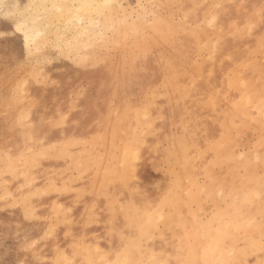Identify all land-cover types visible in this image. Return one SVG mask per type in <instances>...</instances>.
Masks as SVG:
<instances>
[{
	"label": "bare ground",
	"instance_id": "obj_1",
	"mask_svg": "<svg viewBox=\"0 0 264 264\" xmlns=\"http://www.w3.org/2000/svg\"><path fill=\"white\" fill-rule=\"evenodd\" d=\"M136 1L138 2L139 8L135 11L133 7L124 5L122 0H0V23L5 29L20 33L23 41V54L21 57H24V60L27 61L25 62V67H28L26 64L30 62V66L28 67L30 68L29 75L27 74L29 69H25L27 73H24L25 77V74H27L28 79H26L28 82L30 81V87L28 89L26 86V79H23L24 77L22 78L23 75L21 78L20 75H18L17 77L19 78H17L10 69L4 74H0V86L2 82L5 83L6 81L7 83L10 78V81H8V83L10 82L9 87L5 88L3 87L4 85L0 87V101L7 102V100H10L8 107L12 110L10 109V116L6 122L10 121L9 130L12 131V135L15 136V143L12 149L10 148L11 151H8V153H10V157H7L8 160L7 158H5L7 161L0 158V175L2 173L11 183L17 176V165H20L18 164L20 162L19 158L24 156L23 148L27 146L29 142H33L32 152L25 156L24 159L22 158L21 162L23 164V160L26 159L27 162H24L29 164L27 165L28 167L30 166L31 169L39 170L42 176L43 187H34L30 191V198L28 197L22 200L23 213L25 215H30L31 197L34 195L38 197L43 194L46 200L51 199L50 196L55 194V196H53L54 199L64 201V203L66 202V204L75 207L74 212L78 213L83 209V203L79 201V197L82 193L81 190L79 191V185L75 187L76 190L70 188V184H72L73 181L70 169L76 168L79 165L78 170L85 172V176L92 171L95 173V176H97H93L94 179L97 178V183L98 181L101 183V189L106 192L107 190L120 192V199L124 200V202L129 205L127 218H129V221L132 223L131 227H125L124 222L127 223L128 221L122 219L118 222L121 226H118L117 223L114 225V228L115 230H134L132 233L125 232L123 234V236L126 235V238L130 242H135L138 237H145V233L146 238H149L147 235L149 236L152 234L151 229L154 225H157L156 221L162 217L161 215L164 214L163 212L168 210L173 203L174 205L177 203L181 205L179 197H182V193L180 191L181 194H179L178 191L181 189L182 192H184L187 190V187H185L186 184H192L194 189L189 186L188 188L190 191L189 189L187 190V192H189V200L185 197H183L182 200L184 201L185 198L186 202L194 201L193 203L195 204V201L199 203L200 201L198 202V200L201 198L203 200L205 196V198L210 200V205L213 206V210H208L214 211L211 216L212 218H209V221L207 219L208 223L206 230L209 233L207 235V240H209L207 242L202 238L204 241L203 243L201 242L202 248L204 245H206V247L203 249L201 248L200 251L198 249L199 252L195 251L196 253L198 252L197 255L200 257L197 261L199 264H229L227 260H229V258H235L231 256L225 259L226 256H228L227 247L232 246L234 242L238 240V231L242 230L241 232H245L244 234H246V232L248 233L247 230H249L251 234L252 230H256L253 239H251V237V240L248 241V245L255 246L259 243L258 234L264 229V0H254L253 6L243 11L236 10V8L230 6L232 4L237 7L236 1L233 0L234 3H229L232 2V0H227L229 1L230 8V11H228L229 14L225 13L227 17H220L219 14L212 13L219 17L217 20V29L215 28L212 31L213 33L216 32L214 41L212 40L213 37H210L213 34L208 35V33L204 31L206 25L203 24L204 26L202 27L201 25L200 27V21L204 17L205 10H208L206 12L208 16L210 6H206L205 9H201L202 7L199 9L197 7L199 11L196 12L195 18H193V20L195 19V24L186 32L184 29L188 27L184 28L185 26L183 27V24L186 25L187 23L181 21V23H175L179 20L174 22L175 19L173 20L172 16L169 14V11L172 12L171 10L173 9L170 10L172 7V0H156L158 6L166 4L164 5L165 8L169 5V2H171L170 6H168L169 9H167L168 14L163 13L164 15L161 14V10H157L158 8L156 10H151V8H149L150 11H147L140 0ZM197 1L199 3H204L208 0H196V4ZM223 1H221V5L227 2ZM210 3L211 2L206 4L211 5ZM238 3L243 5L242 1ZM192 4L191 6L193 8L194 4ZM241 4H238L240 5L239 7L242 6ZM185 5L183 6L186 7ZM189 5L187 4V7H189ZM195 6L196 5H194V7ZM225 6L226 4L222 5L220 8L219 5H217V7H219L218 9H216L217 7L215 6L213 8L217 11L226 12L225 10L227 8ZM187 7L186 10L188 9ZM213 8L211 11L214 10L213 12H215ZM223 8L224 10H222ZM242 8L245 9L246 7ZM183 10L184 12H188L185 9ZM190 10L195 11L197 9L195 7ZM147 13L151 14L150 20L147 18ZM193 13H188L187 16ZM210 18L213 19V16L211 17L210 15ZM210 21L212 20L207 21V23ZM203 22H205V20ZM213 23L216 24L215 22ZM207 25H210V23ZM214 43H219V45H216L218 50H215ZM164 44L167 45L164 50L161 52L159 51L156 60H146V58H144V56H146L145 54H147L144 53L145 51L147 52L149 49L148 51L150 52L152 49L151 47H154V49L157 47L158 49V45L164 46ZM154 45L157 46L155 47ZM50 48H55L56 55H51L53 51H49ZM111 48H118L119 52L123 50L121 51L123 52L122 55H119V57L117 56L118 62L116 57H113V61L115 59L116 63L115 61L114 63L111 61L112 64H108L110 63L108 62L106 63L108 65L104 68L106 71H109V73L115 75L117 82L109 83L103 81L101 83L99 86V94L102 103H93L91 100L83 103L85 109L81 116L82 125L80 127L67 126L61 128L63 123L68 120L66 115L67 111L72 109L73 105V109L76 108L77 104H74L72 102L73 100L71 101L68 97L66 91L62 92L58 88V85H55L53 89L41 86V83L43 81L45 82V79L41 78L46 75L45 67L47 66L45 63L46 66L43 65V61H46V63L52 62L53 59L50 61L49 59L55 56L69 58L71 62L74 63L73 65L77 67V69H72L71 75H69L71 78L78 80L85 74L89 79L96 81L99 74L97 63H99L98 61L100 60L106 62V60L108 61L110 59L112 53L110 54L109 51H112ZM202 50H206L207 52L210 50L213 54L212 56L206 55L205 58L203 55V62H199L200 59L198 61V58L200 55L204 54ZM149 52L148 54H150ZM15 54L17 55V53ZM154 54H152L153 57H155ZM120 57L121 59H119ZM209 57H212V59ZM12 58L14 60L16 57ZM19 58H16V62L14 63H17ZM206 58L207 60L205 61ZM59 63L63 62L59 61ZM128 63H130L129 66L127 65L129 68L125 65ZM58 68L60 67L58 66ZM42 70H44L42 72L44 75L40 74ZM40 75H42V77ZM160 80H163V82L165 81L167 85L164 97L160 100V103H158L160 104V110L165 115L168 122L172 121V123L174 122L176 124L177 120H181L183 122L186 121L187 125L186 127L183 125L184 129H182L183 127L180 128L185 130V132L183 131L184 134L182 133L183 136L181 137H177L176 135L178 141L175 139L173 142L176 145L173 149L171 147L172 150L177 148L174 152L177 151L181 153H178L179 155L177 154L179 157H175L176 160L181 157V162L180 160L178 161L180 162V169H176V167L174 171L172 170L174 173L170 171L171 175L162 176L161 178L158 177V179L160 178V182L159 189H157L149 187L151 179L143 174V170L150 162V150L154 147V139L149 134H152L150 129L151 126L154 125L155 120L152 116L153 108L156 104L155 102H159L158 94H162L163 92L158 93L160 89L157 91V82ZM47 83L48 82H46L45 85H47ZM121 84L129 94L127 96V104L129 101L132 105V108L129 106L132 109L129 129L127 132L123 133V135L120 134L123 136L122 138L119 134L116 137V124L123 113L120 114V116H117L118 114L114 116L111 113L112 107L109 103L111 96H117V94L119 95L122 92L119 90L120 93L116 94ZM134 84H138L139 89L137 92L132 90ZM25 91L32 97L35 95H42L46 100L42 107L34 108L33 103L28 102L27 99L24 100L22 96ZM187 93L190 96L188 102L186 101V98H188L186 97ZM122 94L123 93H121L119 97H124L125 94ZM73 95L75 96V94ZM97 98L99 97L95 99ZM124 104L125 103H123L122 106H124ZM130 108L128 109L127 107L125 110L128 111ZM156 110L158 113V108ZM121 111L123 110L121 109L120 112ZM126 111L124 114L127 113ZM47 114L54 119L52 128L46 134L45 143L37 144V138L43 133L42 128L39 127V121L43 119L44 116H47ZM5 115L6 113L3 117H5ZM6 117L3 118V120H6ZM161 118L163 119V117ZM123 119L124 118H122V120ZM183 122L180 124L182 125ZM181 125H179V127ZM171 127L173 126L171 125ZM119 130L120 129H118L117 132ZM81 135H83L91 145L89 149L85 150L86 147L82 145L81 142L83 138L80 137ZM153 135L155 136L154 131ZM119 138L122 139L121 145L118 143ZM12 139H14V137H12ZM106 141V146H108V148H102L106 149L103 151L97 150L96 147L97 145L99 146L98 143H104ZM173 142L171 141L172 145ZM161 143L160 145H162ZM171 151L169 152L170 155H172L171 153L173 152ZM101 154H109V156L106 155L109 158L111 156V163L109 165L104 166L101 164L103 161L99 159V157L102 156ZM168 159L170 160L171 158ZM194 159H199V166H195L198 169L194 167L190 172L197 170L199 175L201 174L203 176L204 180H199V177H197L198 175L194 176L195 174L193 175V172L191 173L192 175H190L188 174L190 172L186 171V175H189L188 181L190 182L183 185V182L187 179L183 181V174L181 175L182 170L188 167V165L190 166ZM135 160H140L137 165L134 163ZM77 161L80 163H77ZM44 162L46 164L45 167L43 166ZM152 163H150V165H152ZM192 165L194 166L195 164L193 163ZM168 166L166 169L169 167L171 169L172 165ZM19 167H21V165ZM50 167L54 168L53 173L48 169ZM217 168L226 170L228 176H221L220 173L222 172H218L216 170ZM133 169L137 171V177L133 174V176L136 177L135 181L139 186L144 188L142 192L140 191L141 188H139V190L130 189L129 185H135V183L131 184L130 179L132 178L128 177V175L133 172ZM18 175L22 176L20 173ZM44 178H47L48 184L45 183ZM131 181L132 183L134 182V180ZM154 184L158 185L156 183ZM95 185L97 186L96 182L91 185V187L93 186L94 188ZM107 187L109 189H106ZM113 187H116V189H113ZM177 188L179 189L174 193L180 196H175V198H173L174 196L172 195L170 197L169 195ZM12 189V187H7L5 192L13 194L14 190ZM89 192L91 193L92 190H89ZM219 192L222 194L221 199H215V193ZM130 195L133 197V203H130ZM201 195H203V197ZM183 196L187 197V193H184ZM177 198L178 202L175 203L174 200ZM205 198L203 200L204 202L206 200ZM111 202L112 200L105 201L104 205L106 209L111 206ZM192 202L190 204H192ZM18 203H20V201ZM118 203L116 202V204ZM169 203V208H166L162 212V208ZM197 203L195 207H197ZM186 204L191 207L188 202ZM206 204H208V202ZM54 205L55 202L53 201L51 210L57 207V205ZM200 206L198 204L197 208ZM90 207H92V205H90ZM180 207L181 206H179V208ZM183 207L184 206L180 209H183ZM62 208H60V213L62 212ZM179 208H172L173 211L167 213V219H170L169 221H171L175 213H178L177 217H174L177 221L183 222L184 217L186 219L185 214H181L180 212L174 213V211H178ZM184 208L186 210L187 206ZM191 208L195 209L194 207ZM189 209L190 208H188V210ZM57 212H54V214ZM179 214L184 217L179 216ZM188 214L189 213H187V215ZM192 214L195 215L194 211ZM192 214L191 216L189 215L191 218H193ZM102 215L107 218L110 216L106 212L102 213ZM124 215L126 216V213ZM89 216L90 215H87V217ZM34 217H37V215H34ZM178 217L182 218V220L178 219ZM31 218L30 220H32ZM191 218H187L181 223V227H184L185 223H188L186 222L187 220L192 221L193 219L190 220ZM164 219L167 220L166 217ZM164 219L162 220L165 223ZM57 221H59V219ZM101 221L102 220H100V222ZM163 221L160 223L161 227H157V230H163ZM173 222L172 224H175V222ZM179 222H176V226ZM201 222L204 223L203 220ZM172 224H170V227L174 228L175 225L171 226ZM167 225L168 224H165V227L169 229V225ZM197 225L198 224H196L195 227ZM165 227L164 229H166ZM11 228L12 226L6 228L0 227V233H7ZM182 229L184 232L185 228ZM26 230L27 231L24 232L28 234L31 228H27ZM146 230L151 231L149 232L150 234L147 233ZM188 231L190 232V230ZM207 231L204 230L203 232L207 233ZM263 232L261 233L262 236L264 234ZM200 233L202 234V232ZM185 234L186 233H184V237ZM160 235L163 236L162 234ZM246 236L248 235L246 234ZM240 238L241 236L239 235V239ZM43 239H46V234ZM198 240H201V238H198ZM198 240L197 242H200ZM137 243H135V246ZM78 244L80 243L78 242ZM127 245L128 246L119 249V251H122V255H125H121L123 259L130 260V252L128 256L126 253L127 249L128 251L130 250L132 243H128ZM196 246L199 247L200 245L197 244ZM88 247H86L87 252L82 255L79 253V255L82 256L84 261L91 262L92 259L90 254H93V251H89L94 248L89 250ZM194 247L190 248V250L193 251ZM140 248L142 249V247H139L136 250ZM196 248L197 247H195V249ZM97 251L100 253V250ZM185 251L187 252V250ZM243 251L240 249V252ZM138 252L133 253L137 254ZM195 252L193 253L194 255H196ZM35 254L37 258L40 252L38 251ZM77 254L76 251L74 255ZM134 255L131 256L135 258ZM93 257L94 256H92V258ZM192 257L193 256H191V259ZM195 257L196 256H194V260ZM154 258L153 256V260L157 261ZM5 259L8 261V264H14L16 262L11 257H6ZM59 260L55 262L53 258L50 264H59ZM104 261H102L103 264H105ZM60 262L63 263V260H60ZM198 262L196 263L198 264ZM65 263L68 264L69 262H64V264Z\"/></svg>",
	"mask_w": 264,
	"mask_h": 264
},
{
	"label": "rangeland",
	"instance_id": "obj_2",
	"mask_svg": "<svg viewBox=\"0 0 264 264\" xmlns=\"http://www.w3.org/2000/svg\"><path fill=\"white\" fill-rule=\"evenodd\" d=\"M122 1H123L124 5H128V6L133 7L135 9V11L139 8L138 2L136 0H122ZM153 1L154 0H140V2H142V4L145 6V8H146L147 11H150L149 8H151V10L152 9L153 10H156L158 8L157 10L158 11L161 10V12H162V13L160 12L161 14H163V13L166 14L167 13V9H169L168 6H170V3L172 2L171 3L172 4L171 5L172 7L170 8V10L172 8L173 9L171 10L172 12H170L168 10L169 11V14L172 16V19L173 20L175 19L174 22L177 21V20H179L178 22H175V23H181V22L187 23L186 25L182 23L183 24V27L185 26L184 28L188 27L187 28L188 30L183 28L186 32L189 31V29H191L192 26H194L195 19L193 20V18H195L196 12L199 11V9L201 7H202L201 9H205L206 6H208V7L210 6L209 7V11H210L209 13L210 14L208 13V16H207L206 12L208 10L207 11L205 10L204 17L200 21V27H201V25H202V27L204 25H206L205 27L207 29L204 27V31L207 32L208 35L209 34L210 35H212V34L214 35V36L213 35L210 36L211 38L213 37L212 38L213 41L216 38V35H215L216 34V32H215L216 30L214 31L215 33H213L212 31L215 28L217 29V27H216L217 26V20L219 18L218 16H215L213 14H217V15L219 14L220 17L221 16L222 17H227L226 14H229L228 11H230L229 3H234L233 0H232V2H229L230 0L229 1L224 0V1H227V2L226 3H223L222 5H225L226 4L225 7L227 9L225 8L226 9L225 10L226 12L223 11L224 12L223 13L220 10L219 11L216 10L219 7L221 8V6H222L221 5V3H222L221 1H223V0H218V1L217 0H210V1L208 0L207 2H204V3H199L197 1V4L195 2L196 0L195 1L190 0V2H189V0H172L171 2H169V5L166 6V8L164 6L166 4H164V5L162 4L161 6H158L156 0L154 2ZM234 1H236L235 3L237 4V7L234 6V5H232V4L230 6H233L234 8H236V10H242L243 11V10H246L247 8H249V7H252L254 0H246V2H245V0H234ZM239 1L240 2L242 1L243 5L241 3H238ZM192 2H193L194 5H196L195 7H196L197 10H195V11H193V10L191 11L190 10V9H194L195 8L194 5L192 4ZM209 2H211L210 3L211 5H207V4H209ZM187 4L188 5L190 4L189 7H187ZM191 4L193 5V8H192ZM200 4H201V6H200ZM238 4H241L242 6L239 7L240 5H238ZM183 5H185L188 9L186 10V7H184ZM217 5H219V7H217ZM203 6H204V8H203ZM214 6L217 7V8L216 9L213 8ZM208 7H207V9H208ZM242 7H246V8L243 9ZM212 8L215 9V12H213L214 10L211 11ZM240 8H242V9H240ZM163 9H164V11H163ZM183 9H185L188 12H184ZM222 10H224V8ZM188 13H193L194 15L193 14L192 15L189 14V16H187ZM147 14H148L147 15L148 17L147 16L146 17L149 18V20H150V18H151L150 15L151 14L150 13H147ZM185 14L189 18H187L185 16ZM210 15H211V17L213 16V19L210 18ZM190 16H194V17H190ZM204 20H205V22H203ZM209 20H212V21L209 22L210 25H207V24H209V23H207V21H209ZM185 21H188L189 22V25H188V22H185ZM213 22H215L216 24H214ZM202 30H203V28H202ZM162 45H158V49L156 47L157 45L156 46L154 45L156 47L155 49H154V47H151L153 49V51L156 50L154 52L152 51V49H151L150 52L148 51L149 49L147 50V52L145 51L144 53H147L148 54V52H149L150 54H148V55L145 54L146 56H144V58H146V60H149V59L150 60H156V57L158 56L159 51L161 52L162 50H164V48L166 47L167 44H164V46H162ZM216 45H219V43H217V44L214 43L215 50L216 49L218 50V47ZM51 48L49 49V51H53L52 53L50 52L51 55L52 56L56 55L55 54V48H53L54 50L51 49ZM111 49H112V51L111 50L109 51L110 54L112 53L110 59L108 57V59H109L108 61L106 60V62H105L103 60H100V61H98L99 63H97V68H98L99 74L97 76V80L96 81H93V80L89 79L85 74L80 79H78V80H75L74 78H71L69 75H71L72 69H77V67H76V65H73L74 63H72L69 58L62 57V56H61L62 57L61 58L59 56H55V57L49 59V61L53 59L52 62L50 61L49 63H46V61H43V65L44 66L47 65V66L45 67V74L46 75H44L42 73L44 70L40 71V74L44 75V77H42V75H40L42 77L41 79H43V78L45 79V82L44 81L43 82L41 81L42 82L41 83L42 84L41 86H46L48 88L53 89L55 85H58V88L62 92L63 91L64 92L66 91V93H67L68 97L70 98V100L71 101L73 100L72 102L74 104L75 103L77 104L76 105L77 106L76 108L73 109V106H74L73 105L72 106V109H70V110L67 111L66 115H67V119L68 120H67V122L63 123V126L61 125L62 126L61 128L67 127V126L68 127H70V126L71 127H80L82 125L81 124V116H82V113H84V109H85V105L83 103L86 102V101H89V100H91V101H93V103H97V104L102 103L101 102V99H100V94H99V86L101 85V83L103 81H107L109 83L117 82V78L115 77V75L113 73L112 74L109 73V71H106V69H104V68H106V66L108 64H112L111 61H113V57H116V60H117L118 57H119V55L120 56L122 55L123 52H121V51H123V50H120V52H121V54H120L118 48H114L115 50L113 48H111ZM15 53H17V55ZM154 53H156V54H154ZM202 53H204V54H202ZM202 53H201L202 55H200V57L198 58V61L200 59L199 62H201L202 60H204V58L206 57V55L207 56L208 55L209 56H212V54H213V52L210 51V50H208V52L206 50L205 51L202 50ZM22 54H23V41H22V38H21L20 33L17 32V31L7 30L0 23V74H4L6 71H8L10 69L11 72H13V74H15L16 77L18 75H20V78H21V76L23 75L22 76V78L24 77L23 79H26V78L28 79L27 74L29 75L30 68H28V67L30 66L29 65L30 62L27 63L28 65L26 64V66H28V67H25V62H27V61L24 60V57H21ZM152 54H154L155 57H153ZM12 57H16L17 59L19 57H21V58H19V61L17 62L18 64L17 63H14V62H16L15 61L16 58H14V60H13ZM57 58L59 59L60 62L62 61L63 63H59V61H58ZM207 58L205 59V61L207 60ZM209 58L212 59V57H209ZM119 59H121V57ZM208 60H210V59H208ZM114 61H115V59H114ZM114 61H113V63H114ZM118 61L119 60H117V62ZM108 62H110V63H108ZM106 63H108V64H106ZM115 63H116V61H115ZM129 64L130 63L125 64L126 67H128ZM58 66L60 68H58ZM25 69L26 70L29 69L28 70V73L26 72ZM16 72H18V73H16ZM25 72L27 73V74H25L26 77L24 76V73ZM60 72H61V74H60ZM111 76H113V77H111ZM17 78H19V77H17ZM27 79H26V86H27V89H28L30 87V83H29L30 81L28 82ZM8 81H10V78H9ZM8 81H7V83L5 81L6 84L4 82H2L1 83L2 85L0 87H2L3 85H4L3 87H5V88L6 87H9V83L10 82L8 83ZM27 82H28V85H27ZM46 82H48L49 84L47 83V85H45ZM122 84H121V87L119 86L120 89H118L119 87L117 88L118 91L116 92V94L117 93H120L119 90H121L122 91L121 93H123L122 95L125 94L124 97L121 96L122 97V99H121V97H119L120 94H121L120 93L119 95L117 94V96H111V98H110V102L109 103H110V106L112 107V108L110 107L112 109L111 113L114 116L116 114H118L117 116H120V114H122V113L124 114V112L126 111L125 109L127 107H128V109L130 107L132 108V105H131V103L129 101H128V104H127V100H128L127 96L129 94L127 93V91L125 90V88L122 87L123 86ZM164 85H166V82L165 81L163 82V80H160V81L157 82V91L160 89L159 90L160 92L158 91V93H161L162 91L163 92H162V94H158L159 102L158 101L155 102L157 105L155 104L156 107L154 106V108H153L152 116L154 117L155 120H154V125L151 126V129L149 128L150 129V132L152 131V134H149V135L154 139V145H153L154 147L150 150V158H151L149 160L150 162L147 164V166L143 170V174L144 175H146L147 177H149L152 180V182L158 184V185H155L150 180L149 187H153V188H157V189H159V182H160V178L162 176L171 175V172L174 173L173 171H174V169L176 167H177L176 169H180L179 168V165H180V162H181V157L179 159H177V160L175 159V157H179L178 155L181 154V153H179L177 151L174 152L177 148L174 149V150H172L173 147L176 145V144H174L173 141L175 139H176V141H178L177 137L178 136L179 137L183 136V134L185 132V130H182V129H184V126L183 125H185V127L187 125L186 124V121L183 122L181 120L180 121L183 122L182 125L180 124L181 122L178 121V120H177V122L175 121L177 125L174 122L172 123V121H169L168 122V120L166 119L165 115L160 110V104H158V103H160V100L164 97V93H165V90H166V87H167V85L165 87H163ZM133 86H134V88H132V90L134 92H137L138 89H139L138 84H134ZM27 91H25L23 93L22 98L24 100L27 99L28 102L33 103L34 105L33 104L32 105L34 106V108H41L42 105L46 101L45 98L42 97V95H37V96L35 95V96L32 97V96H30V94ZM73 94H75L76 97ZM116 94H114V95H116ZM77 95H79V96H77ZM85 96H86V98H85ZM160 96H162V97H160ZM96 97H99V98L95 99ZM186 97H188V98H186V101L188 102L189 97H190L188 95V93H187V96ZM9 101L8 100H7V102L6 101L5 102L4 101H0V113H1L0 114V146H1L0 147V158L3 159V160H5V161H7L8 158L10 157L9 156L10 153H8V151H11L12 146L15 143V136H13L12 135V131L9 130L10 121L9 122H6L9 119L10 112H11L10 111L11 108L8 107L9 106ZM120 101L123 102V103H125L124 106H122L123 103H121ZM36 105H38V106H36ZM118 105H119L120 110L122 109L123 111L120 112V110L118 108ZM123 107H124V109H123ZM131 108H130L131 112H130V110H128V111H126L127 113H125L124 115L122 114L120 116L121 118L119 117L120 119H118V123L116 124V126H117L116 127V133H117L116 134V137L118 136V134L119 135L120 134L123 135V133L127 132V130L129 129V125H130V121H131V114H132V109ZM157 108H158V113L159 114L156 112L157 111L156 110ZM4 109H5V111H4ZM128 112H130V113H128ZM5 113H6L7 117L5 115L6 120H3V118H5V117H3V115ZM128 114H130V115H128ZM161 114H163V115H161ZM127 115H128V117H127ZM161 117H163V119ZM122 118H124V119L122 120ZM53 120H54L53 117L52 116H49L47 114V116H44L43 119H41L39 121V127L42 128L43 133L41 134V136H39L37 138V141H36L37 144L38 143L39 144L45 143V141H46V134L52 128ZM50 121H51V124H50ZM160 121H161V123H160ZM120 122H122V123H120ZM75 123H77V124H75ZM119 125H121L122 127L119 126ZM171 125L173 127H171ZM179 125H181V126L179 127ZM181 127H183V128L180 129ZM118 129H120V130L122 129L123 131L122 130L121 131L119 130L120 132L119 131L117 132ZM153 131H154L155 136L153 135ZM176 135H177V137H176ZM12 137H14V139H12ZM80 137L83 138L81 143H82V145L84 147H86L85 150L86 149H89L91 147V145L88 143V140L83 135H81ZM122 137L123 136H121V138ZM158 138H160V139H158ZM121 140L122 139H120V138L118 139V141H119L118 143H120L119 145H121ZM171 141L173 142V145H172ZM102 142H103V140H102ZM102 142L98 143L99 146L97 145V147H96L97 150H100V151L102 150L103 151V150H106V149H102V148H105V147L108 148V146H106L107 141L104 142V143H102ZM160 143L163 145V147H162V145H160ZM33 145H34L33 142H29L27 144V146L24 147L26 149L23 148V151H24L23 152V155L24 156L22 155L23 157H20L19 158L20 159V162L18 163V164L21 165V167H19L20 165H17L18 166L17 167L18 170H17V174H16L17 176L15 177L14 180L11 181V183H10V181L8 179H6V177L2 173L0 175V227L6 228V227H9V226H12V228H11L12 231L10 229L7 233H4V234H1L0 233V264H8V261H6V259H5L6 257L7 258H10V257L13 258L14 261H16L14 264H50L52 262L53 258H54V261L55 262L58 261L61 258L60 260H63V263L60 262V260H59V264L60 263L61 264H64V262H69L68 264H103L102 261H104V260H105L104 261L105 264L106 263H108V264H116V263H119V264H123V263H126V264H151L154 261L153 260V256L155 257L154 259H156L157 261H154L152 264H156V262H157V264H192V263L193 264L194 263L197 264L196 263V262H198L197 260L200 259L199 255H197V253L202 248L201 242L203 243V241H204L203 239H205L207 242L209 240V239L207 240V238H208L207 235L209 233L206 230L207 229L206 226H207V223H208L207 222V219L209 221L212 218L211 216H212V214H213L214 211H212L213 210V206L210 205V200L208 198H205V196H204V198L206 199L205 202L206 203L208 202L209 206H208V204H206L203 201L204 198H203V200H202V198L200 200H198V202L200 201L199 203H197L195 201V204L193 203L194 201L193 202L191 201L192 204H190L191 203L190 201H187L188 204H190L191 207H194L195 209H192L190 206H188L186 204L187 202L185 200L186 199L189 200V198H188L189 192H187V190L189 189L188 188L189 186H191L190 188H193L192 184H186L185 187H187V190H185L184 192H182L181 189L178 191L179 194L182 193L181 194L182 197H179L180 195L178 196V194L174 193V192H177V190L179 188L174 189L173 192H172V194L169 195L170 197L173 195L174 196L173 198H175V196H178L179 197V200H181V201H179L181 203V205L179 203H177L178 202V198H177L176 200H174L175 203H177V204L174 205V203H173V205L170 206V203H169V204H167V205L164 206L165 208L164 207L162 208V212L166 208L168 209L169 206H170L171 209L169 208L168 210H166V211L163 212L164 214L161 215L162 216L160 218L161 220L158 219L156 221L157 225H154V227L151 229L152 232L146 230L147 233H149V232L152 233V234L149 233L150 234L149 236L147 235V237H149V238H146V233H145V237L144 236H141V237H138L135 242H130L126 238V235L123 236V234L125 232L132 233L134 230H115V228H114V225H116L122 219L125 220V221H128L127 222L128 224L126 222H124L125 223V227H129V228L131 227L132 223H131V221H129V218H127V216H128L127 215V210H128L129 205L126 202H124V200L120 199V197H119L120 192L118 193L117 191L114 192V191L107 190V192H108L107 193L105 190L101 189V187H100V186H102V185H100L101 183L99 181L97 183V181H96L97 178L94 179V177H93V176H95V173H93L91 171V173H87V176H85L86 175L85 172L78 170L79 169V167H78L79 165L76 168H71L70 169L71 178L73 180L72 181V184L73 185L70 184V188L72 190H76L75 187L77 185L80 186L79 191L81 190V193L82 194L79 197V201L83 203V209H82L81 212L79 211L78 213L77 212L75 213L74 212L75 211L74 210L75 207H72L71 205L66 204V202L64 203V201H61V200L58 201V200L54 199L53 196H55V194H53V196H50L51 199H47V200L45 199V196L43 194V195H40L38 197H37V195H34L33 197H31V200H32L31 201V213H33V214L30 213V215H25L23 213V210H22V204H23L22 200L25 199V198H28V197L30 198V194H31L30 191L34 187H38V186H40L41 188L43 187V184H42V176L40 175L41 173L39 172V170L31 169L30 166L28 167L27 165H29V164L28 163L26 164V162H27L26 159L23 160V164L21 162V159L22 158L24 159L25 156L29 155V153L32 152ZM155 146H156V148H155ZM167 146H168V148H167ZM171 147H172V149H171ZM162 148H164V149H162ZM170 151L172 152L171 153L172 155L169 154ZM98 154H100V153H98ZM175 154L176 155L178 154V155L176 156ZM106 155L109 156V154H106ZM106 155H102V156L99 157V159L103 160L102 161L103 163L101 162V164H103L104 166H107V165H109L111 163V159H110L111 156L109 158ZM101 157H103V158H101ZM105 157H107V158H105ZM5 158H7V160ZM104 158H105V161H104ZM168 158H171V159L169 160ZM168 160H169V162H168ZM179 160H180V162H178ZM198 160L197 159L196 160L194 159L192 162L195 165L193 166L192 165L193 163L191 162L192 163V164H190L191 167L188 165V167H186L184 170H182V173L179 170V172L181 173V175L183 174V176H182L183 181L185 179H187V180H185L183 182V185L185 183H187V182H190V181H188L189 180V177H188L189 175L188 176L186 175V171L190 172V170H193V168L195 166L198 167L199 166V163H198L199 161ZM24 161H26V162H24ZM139 161L140 160H135V162H134L135 165H137L139 163ZM196 162H197V165H196ZM77 163H80V162L77 161ZM150 163H152V165H150ZM173 164H175L176 166L173 165ZM168 165L171 166V169H170V167ZM43 166L44 167L46 166L45 162L43 163ZM167 166L169 167L168 169H170V170L166 169ZM25 167H26V169H25ZM172 167H174V168H172ZM197 167H195V169ZM19 169H20V171H19ZM48 169L50 170L51 173L54 172V168L53 167L52 168L50 167ZM216 170L218 172L219 171L222 172V173H220L221 176L222 175L223 176H228V172L226 170H222V168L221 169L217 168ZM161 172H163V173H161ZM192 172H193V175L195 174L194 176L198 175L197 177H199L198 178L199 180H204L203 176L201 174L199 175V173L197 172V170L191 171L188 174L192 175L191 174ZM19 173L22 176L18 175ZM133 174L135 176L137 175V171H135V169H133V172L129 174L131 177L128 175L129 178H132V179H130L131 184H134L135 183V185H136V186L135 185H129L130 186V189L131 190H137V189L139 190V188H141L140 191L141 192L144 191L143 190L144 188L141 187V186H139V184H137V182L135 181V179H136L137 176L134 177ZM95 177H97V176H95ZM158 177H160V178L158 179ZM183 177H185V178H183ZM36 178H37V180H36ZM77 178H78V180H77ZM79 178H80V180H79ZM99 179H100V177H99ZM131 180H134V182L132 183ZM44 181H45L46 184H48L47 178H44ZM95 182H96L97 186L95 185L96 187L94 186V188H95L94 189L93 186L91 187V185H93ZM132 186H133V188H132ZM7 187H12L13 188L12 190H14V193L13 194H11V193L9 194V193L5 192L7 190ZM106 189H109V188L107 187ZM113 189H116V187H113ZM82 190H85V191H82ZM89 190L90 191L92 190V192L90 193ZM180 191H181V193H180ZM189 191H190V189H189ZM184 193L185 194L187 193V197L186 196H183ZM88 194H89L90 197L88 196ZM201 196L203 197V195H201ZM183 197L186 198V199L184 198V201L185 202L182 200ZM221 197H222V194L220 192L219 193H215V196H214L215 199H218V198L221 199ZM261 197H263V196H261ZM129 199H130V203H133V197H131V195L129 196ZM14 200H15V202H14ZM106 200H112L111 206H109V208H107V209H106V207L104 205ZM19 201H20V203H18ZM53 201L55 202V205L54 206L57 205V207H54L51 210V206H53ZM116 202L117 203L119 202V203L116 204ZM182 202H184V203H182ZM196 203H197V207H198V204L200 206V203H201V206L202 207L201 206L199 208L195 207ZM221 203H223V202H221ZM184 204H186V205H184ZM90 205H92V207H90ZM117 205L118 206L120 205V206L118 207ZM122 205H123V207H122ZM173 206H175V207H173ZM179 206H181L180 208H182V206H184V207L187 206V208H186V210H185L184 207H183V209H180ZM62 207L65 208L66 210L63 209ZM60 208H62V212L64 211L63 213L62 212L61 213L59 212V211H61ZM172 208L173 209L174 208H179V210L178 211L175 210L174 213L175 212H180L181 214H185L186 219L187 218H191L190 216H191V214L194 211V214L195 215L192 214L193 218L190 219V220H192V219L193 220L192 221L187 220L186 222H188V223H185V225L183 224L184 227H181L182 226L181 223H183L186 219H185L184 216H182L181 214H179V216L184 217V220H183V222L177 221V219L174 218V217L175 216L177 217V214L178 213H175V215L173 214V217H172L171 221H169L170 219L169 220L167 219L168 218V216H167L168 214L167 213H169V211L171 213V211H173ZM188 208H190V209L188 210ZM208 209H212V210H208ZM182 210H183V212H182ZM199 210H200V212H199ZM201 211H202V213H201ZM54 212H57V213L54 214ZM104 212H106L110 216L108 218L105 217V216H103L102 213H104ZM207 212H209V213H207ZM110 213H112V214H110ZM125 213H126V216L124 215ZM187 213H189V214L187 215ZM203 214H205V215H203ZM34 215H37V217H34ZM87 215H90V216L87 217ZM198 215H201V216H198ZM170 216H172V215H170ZM195 216H197V217H195ZM55 217L58 218L59 221H57L58 219H56ZM94 217H95V219H94ZM165 217H166L167 220L164 219ZM194 217H195L196 222L194 220ZM30 218L32 220H30ZM53 219H54V221H53ZM63 219H64V221H63ZM162 219L165 220V223H164V221ZM178 219H181L182 220V218H179V217H178ZM93 220H94L95 223L93 222ZM100 220H102V221L100 222ZM172 220L175 222V224H172V222H173ZM202 220L204 221V223L201 222ZM162 221H163L164 227H165V224H168L169 225V229H168V227L167 228L165 227L166 229H164V227H162L163 230H160V229L157 230L158 229L157 227H159V228L161 227V224L160 223H162ZM176 222L177 223L179 222V224H177V226H176ZM193 222H194V224H193ZM170 224H172L171 226H174L175 225L174 228H171L170 227ZM187 224H188V227H187ZM196 224H198V225L195 227ZM199 224H201V225H199ZM7 225H9V226H7ZM118 226H121V224L118 223ZM27 228H31V230H29V233L28 234L25 233L27 231L26 230ZM182 228H185L184 232H183V229ZM13 229H15V230H13ZM188 230H190V232ZM204 230L207 231V233H204L203 232ZM263 230H261V231L259 230L260 231V233H259L260 235L263 232ZM52 231H54V232H52ZM198 231L202 232V234L200 232H198ZM241 231H238V234H237L238 240H236V242H234V244L232 246H228L227 247L228 248L227 249L228 250V252H227L228 253L227 254L228 256H226L225 259H228L231 256L235 258V259L229 258L230 261L227 260L229 264L230 263H233V264L234 263L235 264H264V237H263L264 234H263V236L261 235V237L258 234V239H259L258 240V242H259L258 245H255V246L251 245L250 246V245H248V243H249L248 241H250L251 239H253V236H255L254 234L256 233V230H252L251 234H250L249 230H247L248 233L246 232V234L248 236H246V234H244L245 232L243 233ZM51 232H52V234H51ZM196 232H198V233H196ZM69 233H71V234H69ZM158 233H159V235H158ZM184 233H186L185 234V237H184ZM189 233H191V234H189ZM45 234H46V239H43V237L45 238ZM47 234L48 235L50 234V235L48 236ZM160 234H162L163 236H161ZM242 234L245 235V236H243ZM239 235L241 236V238H240L241 241L239 239ZM242 237H243V239H242ZM141 238H142V240H141ZM144 238H145V240H144ZM198 238H201V240H198ZM262 238H263V240H262ZM188 240H190V241H188ZM197 240L200 241V242H197ZM206 241H205V243H206ZM78 242L80 244H78ZM128 243H132V245L130 246V250L128 251V249H127V253H126V255L128 256V253L130 252V257H129L130 260L123 259L122 256H125V255H122V251H119V249L128 246L127 245ZM135 243H137L136 246H135ZM81 244L83 245V247H82ZM197 244H199L200 246L199 247L196 246ZM88 245H89V247H88ZM194 246L197 247V248L195 249ZM77 247H78V250H77ZM86 247H88L89 250L94 248L93 250H90L89 251V252H92L93 251V254H96L98 252L97 250H100V253L98 252L96 255H93L92 253H91L92 255L90 254L91 259H92L91 262L84 261V259L81 256L83 253L87 252V248ZM139 247H142V249L140 248L141 250L140 249L136 250ZM192 247H194L193 248V251L194 252L195 251H198V249H199V251L197 253L195 252L196 255H194L193 254L194 252L192 250H190V248H192ZM205 247H206V245H204L203 248H205ZM240 249L242 251L243 250L244 251L243 252H240ZM134 250H136V251H134ZM185 250H187V252ZM38 251L40 252V255H38L37 258H36V256H35L36 254L35 253L38 252ZM76 251H77L78 254L77 255H74L76 253ZM138 251H140V252H138ZM133 252H138L137 253L138 255L136 253H133ZM57 253H58V255H57ZM61 253H62V255H61ZM79 253L81 255H79ZM56 255H57V257H56ZM131 255H134V257L136 259L133 258ZM92 256H94V257L92 258ZM157 256H159V257H157ZM160 256H161V258H160ZM191 256H193L192 259H191ZM194 256H196L195 257V260H194ZM104 258H106V259H104ZM149 258H151V259H149ZM99 260H101V261H99ZM118 260H120V261H118ZM139 260H141V261H139ZM65 264H67V263H65ZM198 264H199V262H198Z\"/></svg>",
	"mask_w": 264,
	"mask_h": 264
}]
</instances>
